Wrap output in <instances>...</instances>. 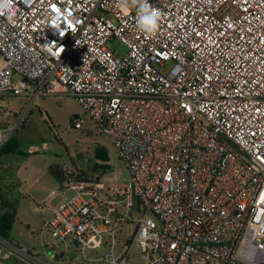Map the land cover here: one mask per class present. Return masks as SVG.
<instances>
[{
    "label": "built area",
    "instance_id": "2783aa9c",
    "mask_svg": "<svg viewBox=\"0 0 264 264\" xmlns=\"http://www.w3.org/2000/svg\"><path fill=\"white\" fill-rule=\"evenodd\" d=\"M149 2L153 35L117 0H0V96L24 100L20 119L74 97L129 176L71 181L45 228L83 257L106 237L100 264H134L135 242L145 264H264V0Z\"/></svg>",
    "mask_w": 264,
    "mask_h": 264
},
{
    "label": "rangeland",
    "instance_id": "374dc122",
    "mask_svg": "<svg viewBox=\"0 0 264 264\" xmlns=\"http://www.w3.org/2000/svg\"><path fill=\"white\" fill-rule=\"evenodd\" d=\"M110 47L120 55L127 54L126 47L118 40H112ZM24 104L20 97L0 96V147L7 143L8 149L17 147L14 153L0 154L3 190L18 209V219L10 228L9 238L30 256L47 264H100L96 260H103L111 253L109 239L105 237L106 247L94 252L87 249L83 257L77 245L67 249L59 244L53 232L45 228V223L64 197L71 200L77 195L68 189L77 174L108 186L127 182V170L112 141L101 133L74 97L41 98L25 118L20 119ZM74 119H82L80 126L73 125ZM102 155L107 157L106 161ZM51 167L66 173L63 185L50 174ZM116 171L120 172L119 178ZM130 236V227L124 225L115 244V258L122 256L123 239L128 241ZM0 246L9 252L10 258L4 260L5 264L18 256L7 241L0 240ZM129 256L132 263L145 264L143 247L138 242L131 246ZM22 260L24 264H43L34 258ZM0 264H4L2 259Z\"/></svg>",
    "mask_w": 264,
    "mask_h": 264
},
{
    "label": "trees",
    "instance_id": "16d2710c",
    "mask_svg": "<svg viewBox=\"0 0 264 264\" xmlns=\"http://www.w3.org/2000/svg\"><path fill=\"white\" fill-rule=\"evenodd\" d=\"M16 150H17L16 146L11 149H8V143H7V145L5 144L0 147V154L3 152L10 154V153H14ZM102 158L105 159L104 161L107 160V157L104 155H102ZM49 172L61 185H63V183L67 179L66 173L58 167L56 168L51 167ZM80 179H85V178H80V177L77 178V180H80ZM61 188L63 190V187ZM17 219H18L17 205L13 201L9 200V198L4 193V190L0 188V238L20 248L19 246L14 244L9 238L10 228L12 227V225L16 223ZM6 262H7L6 264L8 263L9 264H24L23 262L19 261L15 257H12V259H9V261H6Z\"/></svg>",
    "mask_w": 264,
    "mask_h": 264
},
{
    "label": "clouds",
    "instance_id": "9594fccd",
    "mask_svg": "<svg viewBox=\"0 0 264 264\" xmlns=\"http://www.w3.org/2000/svg\"><path fill=\"white\" fill-rule=\"evenodd\" d=\"M116 6L125 12L135 8L136 27L143 34L153 35L158 31L161 13L149 0H117Z\"/></svg>",
    "mask_w": 264,
    "mask_h": 264
},
{
    "label": "crops",
    "instance_id": "0c3cea01",
    "mask_svg": "<svg viewBox=\"0 0 264 264\" xmlns=\"http://www.w3.org/2000/svg\"><path fill=\"white\" fill-rule=\"evenodd\" d=\"M0 158H1V155H0ZM0 168H2V166H0ZM78 177H80V178H85L86 179V176H84V175H77V176H75L74 178H73V180H77V178ZM5 185V183H1V180H0V188L1 189H3V186ZM8 254H9V252L7 253V251L5 250V249H3V248H0V259H2V262H4V264H5V259L6 258H10L9 256H8Z\"/></svg>",
    "mask_w": 264,
    "mask_h": 264
}]
</instances>
